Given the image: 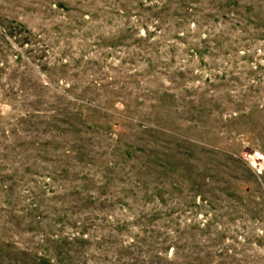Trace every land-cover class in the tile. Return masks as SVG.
Listing matches in <instances>:
<instances>
[{
  "label": "rangeland",
  "instance_id": "1",
  "mask_svg": "<svg viewBox=\"0 0 264 264\" xmlns=\"http://www.w3.org/2000/svg\"><path fill=\"white\" fill-rule=\"evenodd\" d=\"M0 264H264V0H0Z\"/></svg>",
  "mask_w": 264,
  "mask_h": 264
},
{
  "label": "trees",
  "instance_id": "2",
  "mask_svg": "<svg viewBox=\"0 0 264 264\" xmlns=\"http://www.w3.org/2000/svg\"><path fill=\"white\" fill-rule=\"evenodd\" d=\"M261 172H262V171H261ZM262 173H263V172H262ZM262 173H261V174H262Z\"/></svg>",
  "mask_w": 264,
  "mask_h": 264
}]
</instances>
